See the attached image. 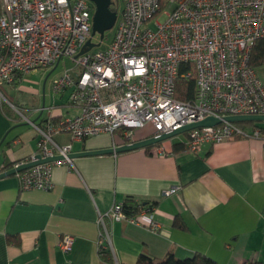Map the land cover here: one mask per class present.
<instances>
[{"label":"built area","instance_id":"obj_1","mask_svg":"<svg viewBox=\"0 0 264 264\" xmlns=\"http://www.w3.org/2000/svg\"><path fill=\"white\" fill-rule=\"evenodd\" d=\"M122 3L112 41L104 49L81 54L88 41L99 39L92 35L95 5L90 0H0V87L22 83L38 69H55L64 59L74 63L51 87L55 96L69 90L68 103L78 114L54 124L53 108L43 106L33 111L45 115L46 122L40 124L17 111L39 138L38 152L30 161L36 155L64 157L19 173L23 190H50L53 168L73 167L68 158L72 145H60L54 135L67 133L77 141L107 134L118 146L138 141L137 131L148 126L153 135H160L208 117L264 115V85L251 65L253 45L264 38V0ZM181 77L195 79L191 100L177 98ZM186 134L187 149L199 153L206 144L259 138L261 131L224 122ZM151 149L154 155L167 154L162 147ZM4 171L0 168V174ZM107 219L135 222L154 232L161 229L155 206L131 217L118 203L99 215V249H109ZM73 244L74 238L64 235L60 248L68 253Z\"/></svg>","mask_w":264,"mask_h":264},{"label":"crops","instance_id":"obj_2","mask_svg":"<svg viewBox=\"0 0 264 264\" xmlns=\"http://www.w3.org/2000/svg\"><path fill=\"white\" fill-rule=\"evenodd\" d=\"M255 69L264 85V64ZM69 93L51 92L49 103L44 96L39 105H20L32 112L51 106L53 117L62 120L79 112L68 103ZM3 103L0 168L15 167L38 152L39 138L31 123L13 108L5 111ZM44 117L35 113L31 119L40 123ZM153 134L151 127L137 131L136 138ZM54 138L60 145L71 144V153L114 146L107 134L77 141L67 133ZM185 141L180 135L157 145L167 152L164 156L144 148L75 158L73 167L53 168L50 190H23L19 173L1 179L0 264H137L142 254L163 259L170 252L179 259L202 253L218 264H264V136L206 144L199 153L174 151L176 143ZM173 188L176 193L164 195ZM129 197L155 204L161 229L107 219L111 262H103L99 215ZM64 235L74 238L68 253L60 248Z\"/></svg>","mask_w":264,"mask_h":264},{"label":"water","instance_id":"obj_3","mask_svg":"<svg viewBox=\"0 0 264 264\" xmlns=\"http://www.w3.org/2000/svg\"><path fill=\"white\" fill-rule=\"evenodd\" d=\"M95 5V13L93 15V36H99V43L88 41L86 44V50L84 49L81 54L84 52L95 48L100 47L101 43L105 39V34L107 31L114 28L116 20H117V12L111 9L112 0H90ZM224 122L229 123H239V122H256V123H264V115H232L226 116L223 118L217 117H208L202 121L194 122L188 125L181 127L176 131H170L168 133L160 134V135H152L149 138L138 140L136 142H132L129 144L113 146L111 148L106 149H97V150H89L77 153L68 154V158L75 159L79 157H87V156H102V155H117L125 152H130L138 149H144L149 146H153L159 143H163L167 140H171L180 135L186 134L192 130L205 128V127H215L223 124ZM64 157L60 155H56L53 157L42 158L41 155L35 156V161H27L17 164V166L12 169L6 170L0 174V180L9 176L16 175L18 173L29 170L35 166L50 163L54 161L63 160Z\"/></svg>","mask_w":264,"mask_h":264},{"label":"trees","instance_id":"obj_4","mask_svg":"<svg viewBox=\"0 0 264 264\" xmlns=\"http://www.w3.org/2000/svg\"><path fill=\"white\" fill-rule=\"evenodd\" d=\"M114 2L112 1L111 9L115 12L117 11V8L113 6ZM264 64V38L258 39L255 41L253 45V51H252V59H251V65L254 68H257L258 66H261ZM19 84V83H17ZM195 79H184L181 77L180 81L177 84V98L180 101H188L194 98L195 95ZM4 87V86H2ZM2 87H0V90L2 92ZM17 87V86H16ZM13 105L16 107L22 108L23 107L19 104H16L15 102L9 100ZM3 108L5 111L9 110L11 111V107L8 104L3 103ZM13 111V110H12ZM57 118V119H56ZM53 117L51 120L54 124L58 123L61 120V117ZM46 120L43 119L40 124L45 123ZM238 127L246 130V131H253L255 129H259L261 131V134L264 136V123H256V122H239L235 123ZM185 137L187 134L184 135ZM156 144L153 146L146 147V150H151L154 146L160 145ZM174 151L187 149L186 142H178L174 145ZM14 167L13 164H9L4 167V169H12ZM148 207H153L155 204L150 202H138L134 198H127L123 202V209L126 212L128 216L134 217L140 213V211ZM9 241H15L16 243H19V239H13L9 237ZM99 255L103 262L109 263L111 262V254L108 249L100 248L99 249ZM137 264H218L215 260L208 257L207 255H204L202 253H195L193 256L185 258V259H179L174 256L172 252L167 254V256L163 259H156L153 257H150L147 254H142Z\"/></svg>","mask_w":264,"mask_h":264},{"label":"rangeland","instance_id":"obj_5","mask_svg":"<svg viewBox=\"0 0 264 264\" xmlns=\"http://www.w3.org/2000/svg\"><path fill=\"white\" fill-rule=\"evenodd\" d=\"M114 2L113 6L117 8L118 13H121V9L123 7L122 0H112ZM152 29H156V26L151 23L149 25ZM115 34V27L111 30L107 31L105 34V39L101 43L100 48L104 49L106 46L112 41ZM97 43H99V39H95ZM74 63L69 59H64L56 69H38L35 72L31 73L28 78H26L19 88L12 86H4L2 87V93L5 97L4 102L7 103L11 108H16L9 100L15 102L16 104L24 105L25 108L32 104L39 105L42 103V98L45 96L46 103H49L52 100L51 92H52V81L60 75L65 68H73ZM7 87V90H6ZM18 87V86H17ZM6 100V101H5ZM22 115L26 117H33L35 113L32 110L22 109L17 107L16 109ZM18 114V113H17ZM21 116V115H20ZM151 130V127H146L139 131L148 132Z\"/></svg>","mask_w":264,"mask_h":264}]
</instances>
